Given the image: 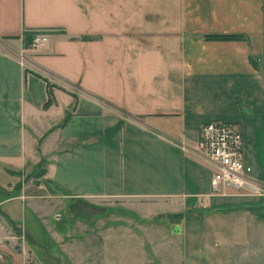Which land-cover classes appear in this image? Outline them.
<instances>
[{
  "label": "crops",
  "instance_id": "obj_1",
  "mask_svg": "<svg viewBox=\"0 0 264 264\" xmlns=\"http://www.w3.org/2000/svg\"><path fill=\"white\" fill-rule=\"evenodd\" d=\"M36 30L46 43L24 48ZM211 120L240 126L264 188V0H0V161L29 155L54 197L76 204L171 202L198 244L201 206L237 211L251 245L232 264H264V199L212 196L194 153ZM183 255L210 254L185 242Z\"/></svg>",
  "mask_w": 264,
  "mask_h": 264
},
{
  "label": "rangeland",
  "instance_id": "obj_2",
  "mask_svg": "<svg viewBox=\"0 0 264 264\" xmlns=\"http://www.w3.org/2000/svg\"><path fill=\"white\" fill-rule=\"evenodd\" d=\"M43 167L34 171L29 155L24 164L19 157L0 161V264H232L242 261L235 257L238 250L246 252L251 245L247 221L237 211L201 206L198 244V238H185L182 231V217L190 213L181 215L171 202L61 200L54 197L60 192L37 174ZM211 195L234 202L251 197L229 190ZM175 226L182 228L179 234L172 233ZM185 242L209 249V257L184 256Z\"/></svg>",
  "mask_w": 264,
  "mask_h": 264
},
{
  "label": "built area",
  "instance_id": "obj_3",
  "mask_svg": "<svg viewBox=\"0 0 264 264\" xmlns=\"http://www.w3.org/2000/svg\"><path fill=\"white\" fill-rule=\"evenodd\" d=\"M47 41L45 33L32 37L30 49H38ZM194 153L210 167L211 194L226 190L239 196L264 198V188L251 176V168L243 160V138L239 125L211 120L199 126Z\"/></svg>",
  "mask_w": 264,
  "mask_h": 264
},
{
  "label": "trees",
  "instance_id": "obj_4",
  "mask_svg": "<svg viewBox=\"0 0 264 264\" xmlns=\"http://www.w3.org/2000/svg\"><path fill=\"white\" fill-rule=\"evenodd\" d=\"M37 33H47L46 30H36L30 32H23L22 33V43L24 48H30L32 37ZM204 41H211V42H230V41H245L248 43V39L243 34H205L203 36ZM250 64L253 65L255 69H257V65L254 63L252 57H249ZM255 64V65H254ZM46 89H47V100L43 105V109H47L53 102V96L49 88V84L46 82ZM65 121L67 120L68 116H65ZM64 121V122H65ZM43 169L41 168L37 174L43 175Z\"/></svg>",
  "mask_w": 264,
  "mask_h": 264
},
{
  "label": "water",
  "instance_id": "obj_5",
  "mask_svg": "<svg viewBox=\"0 0 264 264\" xmlns=\"http://www.w3.org/2000/svg\"><path fill=\"white\" fill-rule=\"evenodd\" d=\"M179 232H180V228L179 227L175 226V227L172 228V233L173 234H178Z\"/></svg>",
  "mask_w": 264,
  "mask_h": 264
}]
</instances>
